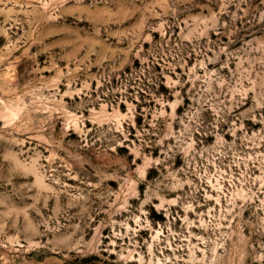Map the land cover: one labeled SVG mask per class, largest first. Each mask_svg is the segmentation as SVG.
Segmentation results:
<instances>
[{
	"label": "rangeland",
	"instance_id": "1",
	"mask_svg": "<svg viewBox=\"0 0 264 264\" xmlns=\"http://www.w3.org/2000/svg\"><path fill=\"white\" fill-rule=\"evenodd\" d=\"M0 264H264V0H0Z\"/></svg>",
	"mask_w": 264,
	"mask_h": 264
}]
</instances>
